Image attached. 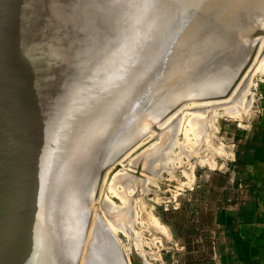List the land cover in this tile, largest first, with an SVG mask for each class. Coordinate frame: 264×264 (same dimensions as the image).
Returning a JSON list of instances; mask_svg holds the SVG:
<instances>
[{"label":"bare ground","instance_id":"obj_1","mask_svg":"<svg viewBox=\"0 0 264 264\" xmlns=\"http://www.w3.org/2000/svg\"><path fill=\"white\" fill-rule=\"evenodd\" d=\"M263 23L264 0H0V264H78V260L82 263L80 254H85L81 250L85 248H82L85 244L82 240L83 234L85 232L87 234L85 229L90 227L89 224L97 216L98 209L102 216L104 213H101L103 210L97 205H101L102 200L104 208L114 207L112 201H106L110 199L108 196L102 197V193L101 196L97 195L101 181L104 179V184L116 181L126 174L129 169L123 168L122 174L116 172L117 176L111 167L116 164L114 161L123 151L129 154V150H125L131 147V143L134 144L135 134L138 135V139L154 128L162 110H172L174 106L178 109L181 107L175 105V95L173 99L170 98L171 95L168 97V94L166 100L163 98L166 90L161 93L163 101L162 104L161 100L159 101L160 106L162 105L160 108L159 105L155 106L158 101L154 100L156 102L153 103L152 100L161 90L180 78L183 82L184 79L192 80L196 75L201 76L199 79H205L200 80L198 84L195 82L197 85L193 83L194 87L189 88L187 92L189 97L191 94L202 102L207 98L212 99V102L217 100V104L219 99L227 100L228 92H231L229 90L234 87L227 90L231 75L224 69L226 63L221 62V58L228 54L233 40L238 36L240 43L238 53L245 51L247 57L242 64L237 62L239 68L233 86L243 71L255 62L253 61L254 56H257L255 53L264 52L259 48L263 44L261 40L264 39ZM253 35L257 37L254 36L255 39L253 38L254 41L251 42L249 38ZM225 58H228L227 55ZM261 60L258 62L256 58L258 65L263 61ZM251 68L250 70L253 69ZM259 70L262 69L257 71ZM244 77H241V80L247 78ZM248 79L250 77L243 87L240 84L238 88L244 90L246 83L248 86ZM188 86L189 83L184 90ZM236 90L235 94L238 91ZM240 92L239 94H242ZM182 93L179 92L180 95ZM252 94L250 99L253 100ZM184 96L186 95H181ZM187 96L182 98L186 99L185 102L188 101ZM193 96L191 97L194 100ZM202 96L213 97L203 99ZM231 100H228V104L234 102ZM203 103H201L203 106L201 104L196 106V111L198 107L204 108ZM209 104L214 105L211 102ZM209 104L205 106L209 107ZM247 104L246 108L251 105L250 100ZM150 105L154 110L151 115ZM153 106L158 108L155 110ZM219 107H222V104ZM223 107L230 108L229 105ZM147 108L149 115L147 113L146 115L149 118L144 121L143 126L138 128L134 135L131 133L133 128L123 135L129 126L136 125V121L137 126L140 124L142 118L139 122L138 118L145 109L147 111ZM187 108L190 111L195 109ZM209 109H212V106ZM242 109L241 105L240 112ZM179 110L177 113L182 116L179 117L174 114L175 112L173 114L180 119L183 118L182 112L185 109L182 112ZM246 110H243L244 113ZM196 111L191 112L196 115ZM193 117L187 121L193 122L195 126L193 124L191 126L195 129L200 123L204 124L203 115L201 121L200 115L196 116L199 119ZM170 118L168 121L173 122ZM164 119L160 121L164 122ZM167 122L166 126H169ZM176 126L179 129V124ZM157 127L156 124V129ZM130 129L129 127L128 130ZM203 129L204 126L196 130L203 133ZM156 132L157 130L154 131V136L152 134L154 138ZM163 132L159 131L157 134ZM168 132L163 138L172 136V130ZM152 136L149 139L152 140ZM159 137L161 136L158 135V139ZM163 140L156 141L162 145L167 144L166 147L164 145L161 147L163 150L169 147L168 144L175 146L172 142L165 143L168 139ZM153 145L154 143L151 147L155 148L158 144ZM151 147L145 150L148 151ZM158 148L150 150L153 152L148 151L147 156L148 152L145 156L143 154L142 159L147 157L151 161L159 151ZM135 149L138 148H133L132 152ZM162 149L161 153L164 152ZM166 150L168 149H165V152ZM170 151L172 149L168 153ZM106 152L109 153L105 157ZM124 153L120 157L125 156ZM140 154L136 155V158L139 156V160ZM178 156L175 155V159L173 156L171 158L176 161ZM125 158L127 156L122 159ZM139 160L137 159L138 162ZM152 161L154 162L153 159ZM142 163L144 164L141 161ZM171 163L173 164V161L170 162L172 166ZM134 164L131 165L132 168L138 165ZM164 164L159 167L162 168ZM174 166L168 168L172 170ZM148 169L146 174L149 175L151 171ZM136 171H133L135 176ZM143 172L145 171L139 172V175H143ZM158 172L154 170L152 175H157L155 173ZM125 177L128 178L124 175ZM133 178L132 176L129 179L133 181ZM143 178L144 185L139 183L142 185L140 188L146 185L145 177ZM136 181L135 178L134 182ZM120 182L115 183L123 188ZM125 182L128 185V182ZM132 183L129 182V186ZM111 187L114 188L112 185ZM126 191L128 192V189ZM122 196L126 199L124 194ZM130 198L128 199L132 200L133 197ZM111 209H106V212H110ZM121 210L123 211V208ZM120 211L117 210V214L118 212L120 214ZM112 212L111 215L115 214ZM110 213H107L109 214L107 216H111ZM115 217L114 215L113 218ZM104 233L108 239L103 234L104 238L109 240L110 236L108 237L106 231ZM89 241L91 243L93 240ZM105 241L97 243L91 251L89 248L92 258L87 259L86 264H128L125 263L127 261L121 254L119 246H114L110 241L107 244Z\"/></svg>","mask_w":264,"mask_h":264},{"label":"rangeland","instance_id":"obj_2","mask_svg":"<svg viewBox=\"0 0 264 264\" xmlns=\"http://www.w3.org/2000/svg\"><path fill=\"white\" fill-rule=\"evenodd\" d=\"M263 26L264 25H262V27ZM262 29L264 30V28ZM254 36L255 38L257 37V35H253L249 38L251 42L254 41L253 40ZM238 38L239 37L236 36L235 39L233 40L232 47L233 46L235 47L233 48L231 47L228 54H226L228 58H225L226 55H224V57L222 56L221 58V62L224 61L226 63L224 69L227 71V74L231 75V81L227 84V90L234 87V89L229 90L231 92H228L229 94L231 93V95L229 96L228 94L229 97L227 96V100L226 98H224V100L222 99L223 102L221 99H219L218 100L219 105L217 104V100H214V102L216 101L214 103L212 102V99L209 100L207 98V97L212 98L213 96L212 97L202 96L203 99L207 98V100L204 99L205 102L203 101L205 104H209L211 102L214 105L216 104L215 106L218 105L216 107L217 110L216 109L213 110V108L215 107L214 105L209 104L210 108L212 106V109H209L208 105H206L207 106L206 107L205 104L200 99H199L200 101H198L197 97L191 94L189 97V94H187V92H189V90L194 87L193 83L198 84V82L200 83L205 78L199 79L201 76L198 77L196 75L195 77H192V80H190L191 78L186 79V80L184 79L183 82H181V78H180L175 83H172L167 88H164L163 90H161V92L159 93L160 95L158 94L156 97L158 100L154 98L152 102L155 103L156 101H158L156 102L157 104H155V106L159 105V108H160L162 106V105L160 106V103L163 101V99H161L162 98L161 96L166 90L165 92L166 95L164 93L163 98L165 99L167 94H168V97L170 95L173 96V97L170 96V98L172 99L176 97L175 105H178V106L180 105L181 107L183 105L182 110L180 106H179L180 110L178 108H174L175 106L173 107L174 110L173 109L172 110L169 109L170 111L162 110L160 112L159 117L156 120L154 128L152 127L148 132L141 135L142 137L145 136L144 137L145 139L142 137H139L138 138L139 141H138L137 139L138 135H136L135 133L136 131H138V128H141L143 126L144 121H147V118H149L148 116L149 106H148L147 108L148 112L145 109L144 111L145 114L142 113L144 115L141 114V116L138 118V122L141 121L140 118H142V121L140 122V124L141 123L142 124L140 125L138 123V126L140 125V127L137 126V121H136L135 126L132 124L131 126H129L131 129L128 130L129 129L128 127L127 131L123 133V135H125L127 132L132 131V128H133V131L131 133L135 134L134 140L135 139L137 140L135 141L133 140L134 144L131 143L134 147L130 144L131 147L129 146L126 148L125 151L129 150V154L128 152L124 153L123 151L125 156L120 157L123 155V153H121L118 156L119 158L116 159L117 162L116 160L114 161V163L116 164H114L111 168L113 169V172L115 170L114 173L116 175L118 172L119 173L121 172L122 174L124 172V169L126 170L129 169V171L127 172L130 174H128L127 172H125L126 174H124L125 176H128V178L126 177L124 178V175H122V177H119L121 182L119 181L118 178L116 179V181L120 182L119 184H121V187L126 186V188L124 187L120 188V185H118V183L116 185L115 183L116 181H109L104 184V179H103V181H101L99 189L97 190L99 191L97 192V195L101 196V193H102L103 195L102 197L108 196L110 198L109 200L107 199L106 201L107 202L112 201L114 203V207L112 206L113 204L110 202H109V205L112 204L111 206L113 208L117 209L118 211H120L123 208V211L121 210L120 214L118 212V214L121 217L117 214V210L113 208H112L113 210L111 208L109 209L104 208V206H102V203H103L102 200H101V205L98 204L100 199L98 200L97 204L99 206L97 205V207H101V210H103L101 211V213L104 212L103 216L105 219L102 218L103 216L102 214H100V211H99L100 209L97 208L98 209L96 212L97 216H95L92 223L89 224L90 227L88 226L85 229V231H87L88 236L85 232L83 234V239H82L83 243L85 242V244L82 245V248L85 247L87 251L85 250V248L81 250L83 251V253L85 254L87 253L86 255L88 257L85 256V254H80L82 255V258L81 257L79 258H81L82 263L79 262L78 260V264L79 263L86 264L89 258H92V256L89 254V248L91 251V248L95 247L97 243H102L103 240L104 241L106 240L103 236V234L105 235L104 233L105 231L108 237L110 236L109 240H106L105 243L110 241V243L112 242L114 246L118 245L119 248L121 249V254H123L124 259H126L125 261H127V262L125 261L124 262L128 264L129 263L130 264H257V253H258L257 244L246 242L247 238L243 236V230H242L243 228L241 227L240 224L242 223V219L245 218L248 214V210L245 209L244 207V203L246 202L245 200L247 199V194H248L247 190L249 187H251L248 176L253 175V173L264 171V59H263L264 52H262L263 55L260 52L261 50H264V46H263L264 39L261 40L263 44H261V41H260L261 45L259 48L261 50L258 48L260 53H255L257 54V56L256 57L254 56L255 59L253 60L256 62V58H257V61L260 62L259 60L262 59L263 61L261 60L262 62L259 64L260 66L258 65V62H256V64L255 62H252L250 66L253 69L249 66V68L247 67L245 71H243V73L239 76V79H238L239 81L241 80V77H244V76H245L244 78L250 77V79H248V86L246 83V86L248 88L247 90L249 93L246 90V86L244 87L245 88L244 90L247 92L246 93L244 92L243 88L239 89L238 87H240L239 86L240 84H241V87H243V85H245V82H247V78L242 79L241 82H238L237 80L236 83L232 86L233 80L235 79V76L239 68V65L237 64L238 63L242 64L245 61V58L247 57L246 55L247 53H245V51H243V53H240V54L238 53L239 46H240ZM258 56L261 58H259ZM227 60L229 63L226 62ZM231 60L232 61L234 60V61L232 62ZM238 60L241 61V63ZM230 63H231V66H230ZM252 64L254 65L252 66ZM227 66H230L231 68L230 67L228 68ZM257 66L259 67L257 68ZM250 68L252 70H250ZM256 68L257 70L258 69H262V70H259L258 72ZM248 69L249 71H246ZM246 72L247 74L248 72H250L248 76L247 74L245 75ZM250 75L251 76L253 75L252 78ZM196 77H198L199 81L197 80ZM193 78H195L196 80ZM181 83L187 84V85L189 83V86L186 88L188 90L185 89L186 90L185 93L183 91H185L184 88L187 85L186 86L184 85L185 86L184 87L183 84L181 85ZM177 84L183 87L182 88L183 93L181 92V87ZM172 86L174 89H172ZM236 89L237 90L239 89L238 91L239 92L241 91L240 93H242V90H243L242 94L245 96H243L242 94H239V92ZM234 90L237 91L236 94L234 93ZM178 91L182 93L181 95H184V94L186 96L188 95L187 96L188 101H189V98L192 99L191 96L195 97L194 100L192 99L193 101H195V103L191 99H190L191 102L190 101L185 102L186 99H182V98H186V96L181 97ZM176 93L178 96H176ZM250 93L251 94L253 93L252 94L253 100L250 99L251 97ZM168 97H167V101H169ZM234 97H236L235 100H234ZM245 97H246V100H245ZM228 98L230 100L232 99L231 101L234 100L235 102V104L234 102L233 103L231 102L233 105L232 107H231V103L228 104L229 103ZM241 99H242V102H241ZM154 100L156 101L154 102ZM182 100H184V102ZM247 100H248V104L250 100L251 105L247 104ZM224 101L225 102L227 101L226 102L227 104H225ZM152 102L151 104L153 105ZM200 102L204 104V108L206 110H204L203 107H201L203 110L200 109V107H198L197 109L198 111H196V106L200 105L201 104ZM237 103L239 106L237 105ZM190 104H193V105L191 106ZM221 104H222V107H219L221 106ZM246 104L248 105L247 106L248 109L246 108ZM225 105L226 106L229 105L230 108L226 107L225 109V107H223ZM235 105L237 106L235 107ZM241 105L243 109L240 112ZM186 106L189 108H192V107L195 108V109L193 108L192 109L196 111V115L193 114L194 112H191L193 110L190 111ZM201 106L203 105L201 104ZM233 107H234V110H233ZM156 108H158V106ZM156 108L154 109L156 110ZM149 109H151L150 110V115H151V112L152 113L154 112V110H152L151 108V105ZM199 109L201 110L200 112H203V114L199 112ZM230 109H232L233 112L229 111ZM235 109H239L238 110L239 112ZM178 110L179 112L184 111L182 112L184 119L182 117L180 118L182 121L179 119V117L182 115H180V113H177ZM243 110L244 111L246 110V112L244 113ZM227 111L228 113L230 112V114L225 113ZM212 112H214L215 116ZM146 113L148 115H146ZM167 113L168 115L170 114L169 117L168 115L166 116ZM173 113L177 114L178 116L180 115V116L178 117L177 115H174ZM210 114H212V117H210ZM172 115H174V117ZM197 115H200V121H201V115H203L202 119L204 120V124L202 125L203 122L200 124L198 123L199 124L198 127L201 129L204 126L203 131L205 132V134L203 131H202L203 133H199L200 130L199 131L196 130V129H199L197 127L198 124L196 125L197 128L195 129L193 126H191L192 124L194 125V123L191 122L190 120L187 121V119H190L193 116H194L193 117L194 119H199V117H196ZM164 117L166 119H164ZM167 117L168 119L172 117L173 119L171 118L170 119L173 122L171 121L169 122ZM175 118H176V121H178L176 124L174 123L176 122L174 121ZM177 118L181 122L177 120ZM210 118L212 119L210 120ZM162 119H164L165 124L164 122H162L163 121ZM167 121L171 123L172 125L170 126V124H168ZM160 122L163 124H161ZM166 122H167V125L169 126H166ZM206 122H208L209 124L208 123L206 124ZM156 124L159 127V128L157 127V129H156ZM178 124H179V129H178V126H176ZM162 125L163 127L166 128V131H164L165 128L163 129ZM205 125L207 128H205ZM160 127H162V129H160ZM192 127L194 131L191 130ZM174 129L176 130L178 129V130L176 131ZM156 130L157 132L159 131L161 132L164 131V132L163 134L160 133L161 135L159 133L157 134L156 132L155 138L156 136L157 138L155 139L153 136H154V131ZM168 130L170 132L172 130L173 134L171 133L172 136H170V138L168 137L167 138L168 140H167L166 138H163V136L164 137L167 136V133H169ZM173 131L177 133L179 132V133L175 134V132ZM193 132L196 133V135ZM206 133L208 135H206ZM199 134L200 135L202 134V136H200ZM123 135L121 134L120 138H122ZM158 135L161 136L159 137L160 139H158ZM175 135H176V138H175ZM150 136H152L155 139V141L153 138L152 140L149 139L151 138ZM171 137H174V139L172 140ZM141 138L142 140H140ZM159 140H163V141L167 140L165 141V143L172 142L173 145L175 146L173 147L172 144L171 145L168 144L169 147L165 148L168 150H166L165 152V149L163 150L161 147H163V145L166 147L167 144L166 145L164 143L163 145L161 143L159 144L160 142ZM145 141L146 143L143 144ZM156 141H159V142H156ZM175 142L176 144H174ZM153 143H154L153 146L158 144L159 148H158V145L155 148L151 147ZM136 145L138 147H136ZM150 147H151L150 150H154V149L156 150V148H158L157 151L159 150L158 152H156L155 158H152L154 162H156L155 164L152 161V159L151 161H149L147 157L142 159L143 154L145 156V153H147L148 151L153 152V151H150L149 149L148 151L145 150V148L147 149ZM133 148H138L139 150L135 149L136 152H134L135 150H133L132 152ZM161 149L165 152L166 155L164 154V152L161 153L162 152ZM170 149H172V151L168 153ZM109 150H111V147L109 148ZM141 151L143 152L140 154ZM149 152L146 154V156L149 154ZM159 152L162 156H160V154L157 156ZM106 153L104 155L105 157L108 155L109 152L107 154ZM131 153L133 154V156ZM137 154H140L141 160H139V156L138 158H136ZM170 154L171 156H173L174 159H175L174 157L175 155H179V156L176 158V161H175L173 158H171ZM126 156L128 159L127 158H125L126 160L122 159ZM163 157H165L166 159ZM130 159L131 161L133 159V161L131 162ZM137 159L139 160V162L137 161ZM162 159L163 160L165 159L164 162ZM167 159L168 160L171 159L173 161V164L171 163L172 166L176 165L174 166V169L172 170L169 169L170 167H172L170 165V162L172 161L169 160L170 161L169 162L167 161ZM141 161L144 162V164H146V166L150 167L151 169L153 168L155 172H158V170L161 169L160 172L155 173L157 175L160 173V175L158 176L152 175L154 173V172L152 173V171L154 170H151L150 168L148 169V167H146L143 163L141 164ZM120 162L122 166L120 165ZM161 162L162 164L167 163V164H164L162 167L164 170L159 167ZM134 163L135 164L138 163V165L135 166ZM132 164H134L135 168L131 167ZM150 164H154V165H150ZM162 164L160 166H162ZM143 166H145V168ZM136 167L138 168L136 169ZM146 168L149 170V172L151 171V174L149 175L146 174L147 173ZM130 169L137 170L136 176L138 175L140 177L138 176L136 177L134 175L135 170H133L134 172L132 171V174H131ZM143 169H146V170H143ZM141 171H145L143 172L144 173L143 175L142 174L139 175V172L141 173ZM104 174H106L105 171H104ZM144 175L146 176L148 175V177ZM102 176L103 174H101V177ZM132 176L134 177L133 181H131L132 179H129V178H132ZM101 177L100 179H102ZM143 177H145V183H146V185L143 186V188L145 187L144 189L140 188L142 185H144ZM135 178L137 180L136 182H134ZM138 178L140 179L142 178V179L138 180ZM125 181L128 182V185ZM129 182L130 183L133 182V183L129 186ZM123 183L124 184L126 183V185H124ZM139 183L140 184L142 183V185H140ZM114 184L117 187L114 186ZM111 185L115 189L112 188ZM134 186L136 188H134ZM124 189L125 191H123ZM126 189H128V192L126 191ZM131 189H134V190L132 191ZM122 193L124 194V197H126L127 200L123 198ZM127 197L128 198L133 197V198L132 200H129ZM103 199L105 200L106 198H103ZM106 201L105 203L107 204ZM106 209L107 210L111 209V211H113L112 213L115 212V214H112L113 215L112 216L110 213L111 211L106 212L107 211ZM107 213H110L111 216H107L109 215ZM114 215L116 216L115 218H113ZM100 216H102L101 217L102 220ZM108 217H111V219ZM100 221L102 224H100ZM106 221H108V223ZM104 222L106 223V225ZM112 224H114V226ZM102 225L103 227H101ZM103 229L105 230L102 231ZM84 235L86 236L85 238H84ZM246 235H247V232H246ZM91 239L93 241L89 243L90 242L89 240ZM90 244H91V247H90ZM107 244H109V242ZM122 251L125 253V256ZM126 256L127 258H125ZM109 260L111 261V259Z\"/></svg>","mask_w":264,"mask_h":264},{"label":"crops","instance_id":"obj_3","mask_svg":"<svg viewBox=\"0 0 264 264\" xmlns=\"http://www.w3.org/2000/svg\"><path fill=\"white\" fill-rule=\"evenodd\" d=\"M248 178L251 187L244 203L248 214L240 225L246 242L257 244V264H264V171L253 173Z\"/></svg>","mask_w":264,"mask_h":264}]
</instances>
